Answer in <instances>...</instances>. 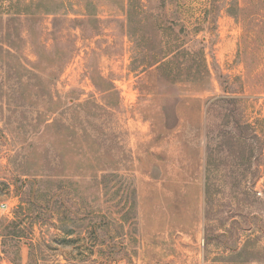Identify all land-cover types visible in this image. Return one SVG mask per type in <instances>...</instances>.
Segmentation results:
<instances>
[{"label": "rangeland", "instance_id": "rangeland-1", "mask_svg": "<svg viewBox=\"0 0 264 264\" xmlns=\"http://www.w3.org/2000/svg\"><path fill=\"white\" fill-rule=\"evenodd\" d=\"M0 264H264V0H0Z\"/></svg>", "mask_w": 264, "mask_h": 264}, {"label": "trees", "instance_id": "trees-1", "mask_svg": "<svg viewBox=\"0 0 264 264\" xmlns=\"http://www.w3.org/2000/svg\"><path fill=\"white\" fill-rule=\"evenodd\" d=\"M144 7H143V5L140 3V7H139V10H142ZM132 9H134V7L133 6H129L128 5V10H127V16H128V18H129V16L131 15V10ZM131 17V16H130ZM163 54V55H162ZM159 57H157V58H155L154 60H153V62L150 64V66L151 65H155V64H158L159 63V65H161V64H163V62H165L164 60L166 59V56H167V54H165V53H162Z\"/></svg>", "mask_w": 264, "mask_h": 264}]
</instances>
